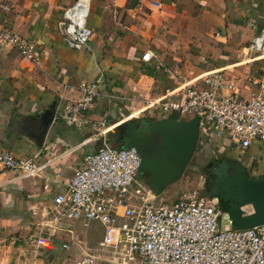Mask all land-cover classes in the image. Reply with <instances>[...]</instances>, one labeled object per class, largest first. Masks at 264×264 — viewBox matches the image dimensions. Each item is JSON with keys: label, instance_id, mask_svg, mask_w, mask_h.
<instances>
[{"label": "crops", "instance_id": "crops-1", "mask_svg": "<svg viewBox=\"0 0 264 264\" xmlns=\"http://www.w3.org/2000/svg\"><path fill=\"white\" fill-rule=\"evenodd\" d=\"M6 1L0 24L36 41L37 53L33 61L16 51L0 53V151L35 159L42 171L22 179L0 168V264L74 263L77 249L66 237L74 235V223L57 226L49 211L95 152L98 125L114 127L119 116L141 113L167 90L214 70L236 78L246 97L261 90L249 78L264 86V56L250 49L264 32V0H91L93 36L81 50L62 32L64 11L76 0ZM99 78L88 124L76 128L58 119L82 101L81 82ZM54 103L41 143L39 116ZM151 111L166 116L160 108ZM208 138L224 146L213 134ZM247 156L264 163V143L253 142Z\"/></svg>", "mask_w": 264, "mask_h": 264}, {"label": "built area", "instance_id": "built-area-1", "mask_svg": "<svg viewBox=\"0 0 264 264\" xmlns=\"http://www.w3.org/2000/svg\"><path fill=\"white\" fill-rule=\"evenodd\" d=\"M7 11L9 4L0 0V12ZM90 12L91 0H76L64 11L62 32L74 50L83 49L93 36L88 26ZM250 49L264 56V32ZM10 51L33 61L37 43L0 24V53ZM150 59V53L143 57L146 62ZM101 79L92 84L81 82L82 101L66 107L58 119L70 127H85ZM248 81L261 85V90L246 97L238 91L236 78H229L224 70L210 71L167 90L144 111L125 119L158 108L168 116H178L177 120L198 115L201 135L213 134L225 147L234 145L244 156L253 142L264 143V86L251 78ZM0 168L22 179L37 178L42 171L35 159L18 158L8 151H0ZM141 174V158L134 148L104 146L86 157L67 190L54 197L49 215L57 226L80 223L89 229L98 223L103 229L102 254L82 244L74 264H264V225L234 229L219 199L199 191L184 193L175 204L165 203ZM221 217L228 222L224 226ZM64 248L69 247L64 244Z\"/></svg>", "mask_w": 264, "mask_h": 264}, {"label": "water", "instance_id": "water-1", "mask_svg": "<svg viewBox=\"0 0 264 264\" xmlns=\"http://www.w3.org/2000/svg\"><path fill=\"white\" fill-rule=\"evenodd\" d=\"M56 103L39 116L40 135L43 142L54 121ZM129 115V114H127ZM118 120L114 125L118 124ZM130 119L115 126L117 130H128L122 140L124 148H134L141 158V173L148 186L161 197L167 189L177 183L194 157L201 138L198 115L177 120L166 115L151 121ZM140 124L143 128H140ZM222 163L214 174L217 176L213 196L228 204L231 225L236 230H246L264 225V177H248L246 169L237 163ZM252 207L251 212L245 208Z\"/></svg>", "mask_w": 264, "mask_h": 264}, {"label": "rangeland", "instance_id": "rangeland-1", "mask_svg": "<svg viewBox=\"0 0 264 264\" xmlns=\"http://www.w3.org/2000/svg\"><path fill=\"white\" fill-rule=\"evenodd\" d=\"M256 56H263V53H256ZM126 114H123L119 116V120L123 122L127 118ZM182 117V116H181ZM178 118V116H177ZM115 127V126H114ZM108 125H98L95 130H93V141L96 143L95 151L98 150L101 147L104 146H115V139H114V133L115 128ZM111 128L107 131V129ZM107 131V132H106ZM98 135L99 137L96 139L95 136ZM206 139H209L210 143L212 145L206 144ZM226 142V141H225ZM227 145V143H225ZM119 146V145H117ZM120 148V147H117ZM232 150H235V146L231 145L229 146ZM205 149H207V156L204 155ZM224 149H227V147L223 146L222 144H215L214 141L210 138H206L205 136L201 135L200 143L197 148V151L192 158L190 164L188 165L187 169L185 170L182 178L175 184L171 185L167 191L162 195L163 201L165 203L169 204H175L184 193H189L191 191H199L205 196H213L210 192H208V189L206 188V175L203 172V167H205L207 162L208 155L216 156L219 153H224ZM217 154H216V153ZM237 157L240 158L241 155L238 153H234ZM247 156V155H246ZM248 158V157H246ZM250 162V161H249ZM264 165V163H263ZM257 176L264 174H256ZM259 176L258 178H260ZM141 177H143V174H141ZM215 197V196H213ZM252 207H247L246 212H251ZM220 223L222 226L226 225L228 222L225 219V217H221ZM102 226L98 223H95L92 225L91 228L86 229L84 226L80 223H74V235L71 236L70 234H66V237H69L72 241L71 244L74 247V249H77V252L79 248H81L82 243L85 244L88 248H90L94 253L102 254V247H101V240H102ZM77 253L75 255L74 260L76 259ZM73 260V262H74ZM74 264V263H72Z\"/></svg>", "mask_w": 264, "mask_h": 264}, {"label": "flooded vegetation", "instance_id": "flooded-vegetation-1", "mask_svg": "<svg viewBox=\"0 0 264 264\" xmlns=\"http://www.w3.org/2000/svg\"><path fill=\"white\" fill-rule=\"evenodd\" d=\"M134 119H138V123L142 120H145V121H151V120H154V119H160L158 117H153V114H151L150 112H147L145 114H142L140 115L139 117L137 118H134ZM162 119V118H161ZM127 121V120H126ZM125 121V122H126ZM140 128H143V125L140 124ZM127 132L128 130H117L115 133H114V139L116 142H122L123 138L127 135ZM224 153H219L216 155V156H211V155H208V158H207V162L205 167H203V172L205 173L206 175V178H207V181H206V188L208 189V192L212 193L214 190H215V187H216V183H217V176L214 174L215 170L217 168L220 167V165L222 163H225L227 165H232V168H234L237 163L241 166H244L245 169H246V173L248 175V177H252V176H256V177H259L257 176L256 174H264V165H263V162H258V161H254V162H249L250 159H247L246 155L244 156H241L240 158H236L237 156L234 154V153H237V151L235 150H229L228 148L227 149H224ZM207 149H205V153L204 155L207 156ZM261 177H264L261 176ZM219 199V198H218ZM220 202V200H219ZM229 203H225L224 205L225 206H228Z\"/></svg>", "mask_w": 264, "mask_h": 264}, {"label": "trees", "instance_id": "trees-1", "mask_svg": "<svg viewBox=\"0 0 264 264\" xmlns=\"http://www.w3.org/2000/svg\"><path fill=\"white\" fill-rule=\"evenodd\" d=\"M150 113H153L154 111H149ZM172 118L173 119H177V116H172ZM206 144L207 145H212V146H214L212 143H210V141H209V139H206ZM117 145H119V146H117ZM113 147H120V148H124L123 147V145H122V142H116L115 143V146H113ZM229 150H231V148H228ZM249 157V156H248ZM144 177V176H143ZM219 204H220V207L222 208V210L224 211V212H226V213H228V209H229V207L228 206H225L221 201L219 202Z\"/></svg>", "mask_w": 264, "mask_h": 264}]
</instances>
